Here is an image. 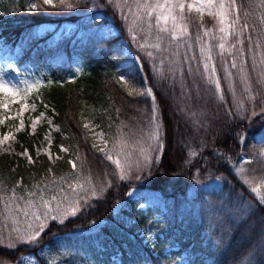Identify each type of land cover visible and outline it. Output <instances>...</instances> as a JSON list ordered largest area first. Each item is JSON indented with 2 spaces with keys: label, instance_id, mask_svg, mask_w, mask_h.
<instances>
[{
  "label": "trees",
  "instance_id": "obj_1",
  "mask_svg": "<svg viewBox=\"0 0 264 264\" xmlns=\"http://www.w3.org/2000/svg\"><path fill=\"white\" fill-rule=\"evenodd\" d=\"M238 1L254 4L257 0ZM52 3L54 6L45 4L44 0H0V38L7 48L18 50L19 61L42 63L51 51L58 54L57 66L51 68L56 75L39 93L40 99L54 110L52 118L58 128L54 145H61L68 152L61 162L64 167L68 169L67 158L71 157L75 171L87 174L94 181H107L108 186L102 197L92 200L89 208L63 223L49 222L34 244H18L11 249L0 247V263L14 264L22 255L32 253L38 264H49L38 253L46 246L48 250L72 247L88 252L93 259L104 255V262L115 256L118 264H171L180 259L183 247L199 238L205 224L198 218L201 214H196V219L191 211L185 212V204L208 201L214 205L220 193L229 189L250 205L236 218L225 217L224 213L210 217L224 235L211 264H240L244 260L243 264H264V203L233 171L244 156L248 175L264 182V154L260 152L264 149V138H256L264 129V108L255 116H248L239 109L238 100L228 92L221 78L214 82L201 74L191 77L153 74L146 53L129 39L114 0L62 3L54 0ZM86 10L102 15L98 23L112 24L118 29L117 34L78 37L72 41L63 38L53 41L51 46L46 42L38 45V41H44V38H35L38 26L75 23L79 13ZM189 22L196 35L199 25L206 27L211 19L191 12ZM73 60L79 62L80 73L67 79ZM151 101L160 122L161 148L157 160L151 162L144 175V186L160 193L165 213L156 220L143 216L139 225L160 231L164 237L170 235L173 227L183 236L180 248L167 256L158 249L153 253L147 247L142 251L132 248L126 233L113 225L115 205L125 199L130 187L139 185L134 181L115 180L113 166L92 145L81 120L82 114L89 113L109 141L124 133H144L150 126ZM43 168V162L25 168L7 156H0V202L7 187L39 174ZM56 170V166L49 168V171ZM214 181L219 186L217 194L200 188L190 195L194 185L204 186ZM185 219L187 222L183 225ZM99 220L104 223L98 230L78 232ZM117 235L120 240L116 239ZM123 241L126 243L121 244Z\"/></svg>",
  "mask_w": 264,
  "mask_h": 264
},
{
  "label": "rangeland",
  "instance_id": "obj_2",
  "mask_svg": "<svg viewBox=\"0 0 264 264\" xmlns=\"http://www.w3.org/2000/svg\"><path fill=\"white\" fill-rule=\"evenodd\" d=\"M54 1V0H52ZM65 0H57L62 3ZM121 23L126 28L132 43L138 44L142 53H146L153 74H180L191 77L201 74L202 77L221 78L228 92L238 100V107L248 116H255L264 108V0L252 3H241L235 0H214L213 14L207 15L211 23L206 27L199 25L196 35L190 29L189 15L194 12L201 17V13L184 9L182 24L187 25V34L171 39L166 33H158L155 26V16L149 20L144 9L138 7L144 0H114ZM150 3L154 0H149ZM163 2V0H161ZM185 5L196 3L197 0H183ZM223 3L225 8L219 9ZM53 5V3H52ZM223 11L226 24L221 25L218 12ZM75 23L64 22L60 25L42 24L35 30L38 45L47 43L51 46L58 39H70L86 36H112L117 30L112 24H99L102 19L99 13L90 10L79 13ZM233 21H236L233 24ZM246 25V27H245ZM225 27L226 32L220 28ZM207 32V35L205 33ZM159 49L153 47L157 37ZM225 45L224 49L220 44ZM198 54H196V50ZM17 49H9L0 38V84L9 89L8 93L0 91V156H7L15 163H21L25 168L43 162L44 168L39 174H33L24 180L16 181L7 187L0 202V247L11 249L18 244L32 245L36 241H28L31 235L41 232L49 222L61 223L74 217L81 210L90 207L92 200L102 197L107 181H94L87 174L73 167L71 157L67 158L68 169L61 163L67 150L61 145H54V133L58 131L53 122L54 110L40 99L42 86L56 74L51 68L57 66L59 58L54 51L42 63H28L19 61ZM151 53V55H149ZM211 56V59L206 57ZM235 63L236 67H233ZM208 68L205 70V65ZM214 68V71H213ZM52 70V71H51ZM51 72H54L51 75ZM80 73V64L73 60L71 71L67 79ZM212 73V74H210ZM215 74V75H214ZM210 75H213L211 77ZM120 80H122L120 78ZM212 84L213 82L210 81ZM217 95L219 89L216 87ZM149 95V93H148ZM6 105V107H5ZM255 105H260L256 108ZM149 130L139 134L124 133L109 141L104 132L98 127L89 113L81 115L82 126L89 136L92 145L101 153L105 162L111 164L116 175L115 180L134 181L139 186L130 187L125 199L114 207L113 225L129 237L132 248L142 251L147 247L153 253L168 255L170 251L180 248L184 242L183 236L171 227L170 235L164 237L160 231L140 226L141 217L156 220L165 213V208L158 191L148 189L144 185L145 174L152 161L157 160L160 142V122L156 116V107L150 102ZM7 137V139H5ZM258 140L264 138V129L256 135ZM264 154V149H260ZM111 157L109 159L108 157ZM119 161L117 166L115 161ZM246 158L239 159V164L233 168L236 176L245 185L258 188L262 193L264 182L253 180L247 173ZM56 166V171H49ZM73 170V171H72ZM144 176V177H142ZM107 180V179H105ZM246 181L248 183H246ZM142 185V186H140ZM219 192L217 182L194 185L190 195L196 194L198 189ZM202 189V190H203ZM255 193V192H254ZM256 194V193H255ZM250 203L239 194L223 190L216 204L208 201L199 204L189 201L184 206L185 212L191 211L197 219L205 223L199 238L192 239L181 249L180 259L171 264H211L216 254L217 245L223 238L222 228L210 217L224 213L225 217L236 218L237 214L249 207ZM73 211L75 215H73ZM197 214V215H196ZM39 216L38 220L36 217ZM56 217V219H53ZM112 222V221H111ZM187 220H183L186 225ZM104 222L102 220L90 222L79 233H91L98 230ZM110 223V222H109ZM180 223V224H182ZM19 237V238H18ZM120 240V236H115ZM126 241L121 242L125 244ZM39 256L49 264H118V259L111 256L109 262H104V255L92 258L88 252L70 248L58 247L54 250L43 246ZM245 261V260H244ZM241 262L240 264L244 263ZM9 264V263H0ZM14 264H38L32 253L22 255Z\"/></svg>",
  "mask_w": 264,
  "mask_h": 264
},
{
  "label": "snow or ice",
  "instance_id": "obj_3",
  "mask_svg": "<svg viewBox=\"0 0 264 264\" xmlns=\"http://www.w3.org/2000/svg\"><path fill=\"white\" fill-rule=\"evenodd\" d=\"M45 4H49L52 5V0H44ZM54 6V5H52ZM187 6V8L189 9V11H192L193 9L197 12H200L201 15L204 14L205 11L208 12L209 15L213 14V8H214V0H197L196 3H188L187 5H185V3L183 2V0H163V2H161V0H154V2L150 3L149 0H144V2L140 5H138V7L144 9L147 13V18L149 20H151V18L153 17V15L155 16V22L154 25L153 24H149V28L155 26L157 29L158 33H166L169 34L171 36V39L175 40L177 38H180L184 35L187 34V25L182 24V21L184 20V9ZM232 6H235V0H233V4ZM219 9H224L225 6L223 3L219 4ZM217 15H219L220 17V23L221 25H225L226 24V16L225 13L223 11L218 12ZM236 21H233V24H235ZM246 27V25H245ZM221 32H226V28L225 27H221L220 28ZM205 35H207V32L205 33ZM163 37L158 36L157 37V43L152 45L153 47L159 49V41L162 40ZM225 45L223 43L220 44V48L224 49ZM149 55H151V53H149ZM206 59H211V56L206 57ZM233 67H236L235 63H233L232 65ZM208 66L207 64L205 65V70H207ZM214 71V68H213ZM219 82H217V88H219ZM0 91L4 92V93H8L9 89L7 88L6 85L4 84H0ZM149 94H151V90L148 89L147 90ZM6 107V105H5ZM5 139H7V137H5ZM109 159H111V157H108ZM117 163V166L119 167V161H115ZM73 167L75 168V164H73ZM246 183H248L246 181ZM252 191L256 193L257 198L260 200L261 203H264V194H261L259 192L258 188L253 187ZM73 215H75V212L73 211L72 213ZM38 220L40 219L39 216L36 217ZM53 219H56V217H53ZM61 223H63V221H60ZM41 231L43 230V225H40ZM39 232L34 233L33 235H31L28 239V241H35L38 239L39 237ZM19 238V237H18Z\"/></svg>",
  "mask_w": 264,
  "mask_h": 264
}]
</instances>
